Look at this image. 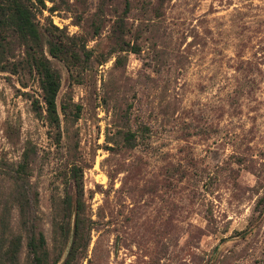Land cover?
<instances>
[{"label":"rangeland","instance_id":"obj_1","mask_svg":"<svg viewBox=\"0 0 264 264\" xmlns=\"http://www.w3.org/2000/svg\"><path fill=\"white\" fill-rule=\"evenodd\" d=\"M27 4L60 76L59 122L8 38L0 264H35L39 234L63 264L76 213L72 264H264V0Z\"/></svg>","mask_w":264,"mask_h":264},{"label":"trees","instance_id":"obj_2","mask_svg":"<svg viewBox=\"0 0 264 264\" xmlns=\"http://www.w3.org/2000/svg\"><path fill=\"white\" fill-rule=\"evenodd\" d=\"M30 0H0V70H4V56L9 47L7 39L17 40L25 47L28 64L38 75L39 86L41 90V101L46 119L50 126H57L59 122L56 98L60 89V76L52 69L49 61L40 51L41 34L35 23V16L31 7L27 4ZM43 5V3L41 2ZM44 6V5H43ZM62 49L56 45H50V55L57 57ZM32 109L37 116L40 115L41 109L39 100L32 101ZM23 171L24 168L22 167ZM23 211V204L20 205ZM68 209H71V202L68 201ZM77 210V207H76ZM84 221L80 219L76 213L73 227V240L68 252L67 259L63 264H72L78 257L79 241L83 239ZM20 245V239L12 243L9 254L11 262H15L16 253ZM28 247L33 255L35 264H47L48 253L45 248V240L42 234L38 235V239H31Z\"/></svg>","mask_w":264,"mask_h":264}]
</instances>
